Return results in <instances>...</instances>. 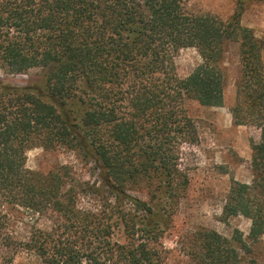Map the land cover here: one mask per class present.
I'll list each match as a JSON object with an SVG mask.
<instances>
[{
	"label": "trees",
	"instance_id": "1",
	"mask_svg": "<svg viewBox=\"0 0 264 264\" xmlns=\"http://www.w3.org/2000/svg\"><path fill=\"white\" fill-rule=\"evenodd\" d=\"M231 43L240 59L233 123L262 136L252 182L232 185L223 213L251 219L256 243L264 237V38L237 16L190 13L183 0H0V70L41 71L24 86L0 80L1 262L26 253L35 264H163L171 208L189 184L179 152L199 142L188 105L223 106ZM187 48L201 62L181 77L175 60ZM37 147L73 152L97 184L67 164L29 169ZM197 235L195 264H264L236 234Z\"/></svg>",
	"mask_w": 264,
	"mask_h": 264
},
{
	"label": "rangeland",
	"instance_id": "2",
	"mask_svg": "<svg viewBox=\"0 0 264 264\" xmlns=\"http://www.w3.org/2000/svg\"><path fill=\"white\" fill-rule=\"evenodd\" d=\"M188 12L211 13L223 20L237 16L241 24L264 38V0H183ZM264 57V54H263ZM177 72L188 76L201 62L194 48L183 49L176 57ZM227 86L222 107H206L197 102L188 105L198 132L197 144H185L179 152V164L189 175V184L172 209V221L162 242L163 264H195L189 246L201 229L214 230L231 239L235 234L251 244L258 261L264 260V237L252 243L249 239L252 221L244 215L227 217L223 213L226 196L235 182L251 183L253 145L261 141L262 128L233 123L231 108L236 103L240 77L239 48L230 44L225 53ZM41 71L7 76L0 70V80L24 86L40 78ZM60 164L73 168L82 181L97 184L91 165L85 164L73 152L61 149L34 148L27 153L26 166L34 171L49 172ZM46 226L42 221L40 227ZM248 257L246 256L245 259ZM35 258L21 253L13 264H35ZM0 264H3L0 260Z\"/></svg>",
	"mask_w": 264,
	"mask_h": 264
}]
</instances>
